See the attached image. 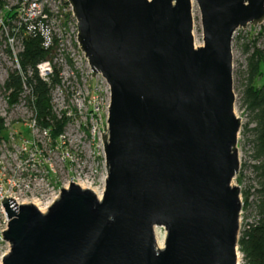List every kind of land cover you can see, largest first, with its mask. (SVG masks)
Instances as JSON below:
<instances>
[{"label":"water","instance_id":"obj_1","mask_svg":"<svg viewBox=\"0 0 264 264\" xmlns=\"http://www.w3.org/2000/svg\"><path fill=\"white\" fill-rule=\"evenodd\" d=\"M66 1L110 88L104 189L71 181L45 212L3 196L2 264H238L232 38L264 23V0Z\"/></svg>","mask_w":264,"mask_h":264},{"label":"rangeland","instance_id":"obj_2","mask_svg":"<svg viewBox=\"0 0 264 264\" xmlns=\"http://www.w3.org/2000/svg\"><path fill=\"white\" fill-rule=\"evenodd\" d=\"M2 1L10 7L15 3V0ZM192 14L193 34L197 35L202 44L200 14L195 2L192 4ZM20 20L16 16L9 23L5 21L0 24V189L4 194L12 193L21 200H28L50 186L58 189L73 181L83 188L99 192L101 196L106 175L101 132H105L107 128L109 102V95L102 89L104 81L99 76L91 75L88 62L75 41L74 19L69 17L65 20L64 17L58 22L52 16L42 23L33 21L42 34L49 32L58 39L48 57V66L44 69L38 66L39 74L43 77L50 75L53 66L60 71V82L51 91L52 113L58 120L67 119L60 137L57 140L51 138L35 121V113L27 101V85H23L24 90L14 104L9 102V92L4 89L9 73L18 69L17 54L22 50L23 36L19 27H24L27 33L33 31V27L26 26ZM260 28L247 26L238 30L232 42L233 90L236 94L234 111L241 118L237 143L240 167L232 183L240 188L241 206L242 192L253 185L252 174L247 166L251 163L248 156L249 145L245 143L241 132L243 124L248 120L246 111L239 106L241 86L238 73L245 68L247 56L241 44L254 38L255 45L264 48V39L257 34ZM261 71L257 80L260 84L264 83L263 62ZM26 128L31 137L25 134ZM240 172L244 177L239 180ZM90 181L92 182L89 184ZM253 212L252 206L241 208L239 234ZM1 227L0 223V230ZM159 230L162 233L165 231L162 227ZM164 237L165 234L161 239L162 244ZM8 249L9 243L0 235V252L5 253ZM238 264H243L241 254Z\"/></svg>","mask_w":264,"mask_h":264},{"label":"trees","instance_id":"obj_3","mask_svg":"<svg viewBox=\"0 0 264 264\" xmlns=\"http://www.w3.org/2000/svg\"><path fill=\"white\" fill-rule=\"evenodd\" d=\"M63 3L64 6L68 5L66 1ZM15 14L13 8L5 11L6 23H9ZM64 17L65 20L71 17V12L65 13ZM65 23L64 21L63 24ZM19 29L23 34L22 50L17 54L19 68L9 73L4 89L9 92V102L14 104L24 90L23 85L26 84L29 88L27 101L35 113V121L47 131L51 138L57 140L62 134L67 119L58 120L52 113L51 91L60 82V71L53 66L50 75L43 78L39 74L37 65L48 60L58 39L53 36L51 45L45 47L44 37L37 28L29 33L22 26ZM257 34L264 39V24L261 25ZM255 44L254 38L241 44L247 56L245 68L238 73L241 86L239 106L248 115V120L243 124L241 132L245 143L249 145L248 156L251 163L247 166L250 168L253 181V185L242 192V207L247 209L252 206L254 209L250 221L243 224L238 237V250L243 264H264V83L260 84L257 81L262 74L264 48ZM26 130L25 134L31 137L30 131L27 128ZM243 177V173L240 172L239 180Z\"/></svg>","mask_w":264,"mask_h":264},{"label":"built area","instance_id":"obj_4","mask_svg":"<svg viewBox=\"0 0 264 264\" xmlns=\"http://www.w3.org/2000/svg\"><path fill=\"white\" fill-rule=\"evenodd\" d=\"M64 1H66V0H15L14 5L10 7L7 3L0 0V2H1L0 3V13H1L0 24L2 25L6 21L5 16H4L5 11H8L12 8L16 12L15 17L18 16L21 19L20 20L21 23L25 24L26 26L28 25V26L33 27V30L37 28L36 25L33 24V21H34V23H36V22L42 23V22L46 21V19L52 18V16H54L56 19H58V22H61L64 18L65 13L70 11L71 12V19H74L73 28H74V34H75V41L77 43V40H76V38H77L76 19L74 18L73 14H72L71 6L69 5V3L67 1L66 2L68 3V5L64 6V3H63ZM46 10L48 13L46 12ZM43 19H44V21H42ZM263 24L264 23L256 25V26L248 24L247 26H253V28H256V27L260 28L261 25H263ZM246 27L236 29V31L233 34L232 42H233L235 35L237 34V31L241 30V29H245ZM42 36L44 37V46L45 47L49 46L48 43L49 42L51 43V38H52L51 34L49 32H47L46 34H42ZM77 45H78V43H77ZM83 55H84V53H83ZM84 57H85V55H84ZM48 64H49V62L46 60V61L39 63L37 65V67L40 66L39 67L40 69H44L45 67L48 66ZM18 68H19V65H18ZM38 71H39V69H38ZM96 76H99L100 78H102V80L104 81L102 89H105V91L107 92V94L110 97V88H109V85L106 82L105 78L101 74H97ZM92 77H94V76H92ZM43 78H46V77H43ZM108 105H109V102H108ZM108 105H107V108H108ZM235 114H236V112H235ZM105 178H106V175H105ZM105 178H104V182H105ZM91 182L92 181H90L89 184ZM68 185L69 184L67 182V183L61 185L58 189H56L55 186H50L47 189L40 192L39 195H37L36 197H32V199H28V200H21L19 197L12 195V193L4 194L3 191L0 189V223L2 225L1 230H0V235H2V233H3L2 231H4L6 229L7 222H8V219L6 217V214H5L3 206H2L3 196L7 197V198L12 197L17 204L32 203L41 212H45V211H47L48 207L59 197L60 192H61L60 188H67ZM156 228L159 229V227H156ZM164 234H165V231H164ZM9 248H10V245H9ZM8 251H9V249H8ZM8 251H6L5 253L0 252V264H2V258Z\"/></svg>","mask_w":264,"mask_h":264},{"label":"bare ground","instance_id":"obj_5","mask_svg":"<svg viewBox=\"0 0 264 264\" xmlns=\"http://www.w3.org/2000/svg\"><path fill=\"white\" fill-rule=\"evenodd\" d=\"M193 37H194V43L195 45H200L201 42L200 40L198 39L197 35H194L193 34ZM81 187H83L82 185H80ZM97 194L98 197H100V193L99 192H95ZM164 236V233H162L158 228L155 229V237H156V240H157V244L158 246L160 247L162 245L161 243V239L163 238Z\"/></svg>","mask_w":264,"mask_h":264}]
</instances>
